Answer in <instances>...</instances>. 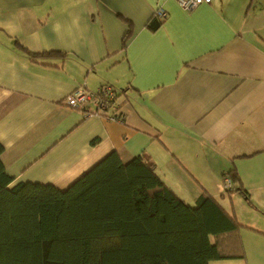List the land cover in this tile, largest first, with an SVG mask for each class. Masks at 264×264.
Instances as JSON below:
<instances>
[{"label": "crops", "instance_id": "1", "mask_svg": "<svg viewBox=\"0 0 264 264\" xmlns=\"http://www.w3.org/2000/svg\"><path fill=\"white\" fill-rule=\"evenodd\" d=\"M105 86L106 113L64 103ZM0 143L11 185L65 189L111 151L143 155L186 202L205 191L244 225L245 257L208 264H264V0H0ZM231 168L248 198L221 189Z\"/></svg>", "mask_w": 264, "mask_h": 264}, {"label": "trees", "instance_id": "2", "mask_svg": "<svg viewBox=\"0 0 264 264\" xmlns=\"http://www.w3.org/2000/svg\"><path fill=\"white\" fill-rule=\"evenodd\" d=\"M161 24L153 14L146 28ZM21 49L35 62L60 53ZM222 175L230 180L226 193L248 198L234 168ZM13 179L0 158V264H208L245 257L238 234L244 225L234 214L205 191L186 202L143 155L122 162L111 151L65 189L11 185Z\"/></svg>", "mask_w": 264, "mask_h": 264}, {"label": "built area", "instance_id": "3", "mask_svg": "<svg viewBox=\"0 0 264 264\" xmlns=\"http://www.w3.org/2000/svg\"><path fill=\"white\" fill-rule=\"evenodd\" d=\"M179 7L186 11L192 12L197 6L209 3V0H174ZM158 19L163 20L166 17V11L157 7L153 13ZM115 90L110 86L99 88L96 92L88 91L82 87H77L70 92L65 98L64 103L71 107L82 108L88 114L106 113L111 110ZM91 104V108L88 104ZM87 107L86 109H84ZM112 117H116L113 113ZM230 187L229 178L225 177L221 184V189L226 190Z\"/></svg>", "mask_w": 264, "mask_h": 264}]
</instances>
